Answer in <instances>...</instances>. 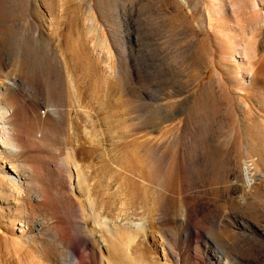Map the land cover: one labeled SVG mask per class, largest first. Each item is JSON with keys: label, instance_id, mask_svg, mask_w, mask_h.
<instances>
[{"label": "rangeland", "instance_id": "374dc122", "mask_svg": "<svg viewBox=\"0 0 264 264\" xmlns=\"http://www.w3.org/2000/svg\"><path fill=\"white\" fill-rule=\"evenodd\" d=\"M261 61L264 0H0V169L20 182L7 202L0 176L3 251L21 221L66 264L51 239L74 241L83 183L147 220L95 228L112 264H264Z\"/></svg>", "mask_w": 264, "mask_h": 264}, {"label": "bare ground", "instance_id": "6f19581e", "mask_svg": "<svg viewBox=\"0 0 264 264\" xmlns=\"http://www.w3.org/2000/svg\"><path fill=\"white\" fill-rule=\"evenodd\" d=\"M256 64H257V61L254 60V62L251 63L250 69L253 70L255 68L254 65H256ZM259 69L261 70V72L262 71L264 72V61H261V65H260ZM1 145H3L2 147H4L5 151L4 152L0 151V152H2V153H0V155L5 153L7 151V148H8V147L5 148L4 144H1ZM11 147L15 148V147H17V145L13 143V145ZM9 168L12 171H15V169H13L12 165H9ZM74 168L76 171V175H78V179L81 178V180L83 179L84 181H86V179H87L85 176L86 172H85V170H83L82 166L80 164L76 163ZM10 173H11V171L9 169H7L5 171L3 169H0V176H6L9 179V181H11V183L8 184V189L6 191L7 202L15 199L14 197L17 195V192H15L14 190L18 189V186L20 185L18 177L15 178ZM73 177L71 179L72 184H73ZM75 180H76V178H75ZM81 180H80V182H81ZM77 185H76V188H78L79 191H80V188H81V190L82 189L86 190L85 191L86 194H83V195H85L84 199H79V198H78L79 200L77 199V201H79V206H78L77 211H74V213H75L74 215L77 216V219L75 220L77 223V225H75V226L77 228H76L75 235H74V241H72L69 245H67L66 242H63V239L59 233L54 235L52 237L53 239H51V240L54 241V239L57 240L59 238V239H61L60 240L61 243L64 244L65 247L69 248V252H68V255L66 257V261H67L66 264H85L87 262L88 258H92V257L95 258L96 255H98L100 257L101 264H112L113 260L111 261L107 256H105V254L102 251L101 241H100V244H99V242H98V244L95 242L94 243L92 242L94 240V238L96 237L95 235L97 234V231L95 228L97 226L103 225V226H105L107 234L111 237L116 238L117 236H119V232L122 231V229L125 230L124 233L127 231V232H129V234H131L132 233V230H131L132 226H135V228L141 227L144 229L145 233L146 232L148 233L149 228H148L147 220H143V221L139 222L138 224H134V222L128 218V216L124 213V211L120 212V213H123V216L119 215L116 219H112L108 215H106L105 213H103L102 211H100L98 209L94 199L92 198L91 188L89 185L83 186L84 184L80 183V188L78 187L79 185L78 186ZM84 187H86V188H84ZM85 192H83V193H85ZM1 196H3V194H1ZM19 196H21V193L19 194ZM16 198H18V197L16 196ZM90 218H93V224L90 222ZM26 226L27 225H25L24 222H21V221H14L12 223L11 227H12V230L14 232H11L12 236H11V240H10V246H9V244H7L9 247L8 250H6V252H4L3 249L1 248V244H0V264H52L51 255L53 254V252L51 250V247L45 246L42 249H39V248L34 246L32 241H26L24 236H23ZM103 226H101V228L103 230H105L103 228ZM121 227H123V228H121ZM10 230H11V228H10ZM15 230H16V232H15ZM121 234H123V233L121 232ZM1 236L2 235L0 233V240H1ZM56 242H58V241H56ZM7 243H9V241H7ZM53 243H55V242H53ZM123 244L127 247V248H125L126 254L129 257L132 256V253L130 252V248H129L131 245L129 243L127 245L125 243H123ZM49 245H51V244H49ZM10 247L12 249H10ZM88 249L92 250L91 255H88V253H87ZM113 250L116 253L114 255H116V257L118 259L121 256H123V254L125 256V252H123L120 249L123 252V254H122L117 246H114ZM127 255H126V257H127ZM13 256H14V258H13ZM112 257H115V256H112ZM120 259H122V258H120ZM45 260H49V262H46ZM153 262H152L153 264H163L159 257H154ZM148 264H150V263H148Z\"/></svg>", "mask_w": 264, "mask_h": 264}]
</instances>
